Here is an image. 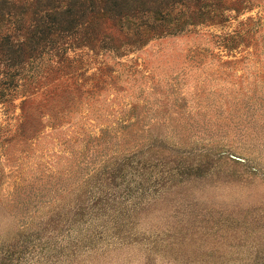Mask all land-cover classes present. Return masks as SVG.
<instances>
[{"label": "rangeland", "instance_id": "rangeland-1", "mask_svg": "<svg viewBox=\"0 0 264 264\" xmlns=\"http://www.w3.org/2000/svg\"><path fill=\"white\" fill-rule=\"evenodd\" d=\"M223 1L122 55L63 38L25 66L0 103V264H264V0ZM153 142L197 152L100 173ZM199 159L219 170L176 173Z\"/></svg>", "mask_w": 264, "mask_h": 264}, {"label": "trees", "instance_id": "trees-1", "mask_svg": "<svg viewBox=\"0 0 264 264\" xmlns=\"http://www.w3.org/2000/svg\"><path fill=\"white\" fill-rule=\"evenodd\" d=\"M203 1L0 0V67L4 69L0 73V103L7 104L10 101L20 78H25L23 69L27 64L53 51L59 58L62 57L60 54L64 53V49L59 48V51L56 45H60L58 42H63V38L75 47L84 46L90 51H111L115 55H122V51L138 49L164 33L174 34L187 25L203 22L209 18L207 14L211 13L205 10ZM229 1L232 5H239L244 0ZM244 34L236 32L225 35L221 45L230 49L242 40ZM153 147L167 149L171 153L173 151V155L178 157H188L197 152L194 149L172 150L161 142H153L145 150L106 166L100 173H108L113 179L126 174L140 177L143 169L151 165L145 153ZM199 154L205 158L213 157L210 148H204ZM214 157L215 164L224 157L238 161L222 152L216 153ZM148 161L149 164H146ZM211 169L219 170L215 165L210 166L199 159L195 165H184L175 170L178 174H202ZM165 173L156 171L153 174L156 175L155 180Z\"/></svg>", "mask_w": 264, "mask_h": 264}]
</instances>
